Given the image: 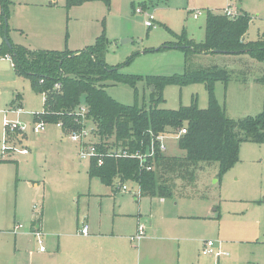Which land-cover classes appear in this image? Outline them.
Segmentation results:
<instances>
[{
  "label": "rangeland",
  "instance_id": "rangeland-1",
  "mask_svg": "<svg viewBox=\"0 0 264 264\" xmlns=\"http://www.w3.org/2000/svg\"><path fill=\"white\" fill-rule=\"evenodd\" d=\"M233 7L250 17L245 42L258 40L264 33V0H90L71 6H66V0H7L6 40L29 50L76 51L104 35L108 43L104 61L123 66L122 74L142 79L134 86L120 83L106 88L111 98L129 106L151 104L153 88L146 84V76L225 68L229 80L215 83L214 96L227 118L241 120L263 110L262 60L248 54H186L173 48L150 51L177 46L172 34L184 33L194 43L203 42L207 13L224 14ZM149 15L155 21L146 28ZM5 42L0 31V46H6ZM162 99L156 105L164 110L189 106L192 99L199 109L208 105L207 92L197 83L167 84ZM42 103V94L33 92L29 81L16 75L10 59L0 54V150L5 139L15 150L11 159L0 161V264H57V245L75 246L70 236L78 234L84 223L88 221L90 229L99 222L110 228L119 216L126 220L121 228L117 226L118 232L134 228L140 217L150 223L146 236L155 230L158 237L175 238L167 249L168 264H264V144L243 142L238 161L221 175L217 162L199 163L193 181L176 182L169 198L138 197L135 183H125L123 191L117 181L107 187L98 178H89L90 160L79 158L78 145L57 125L45 124L42 132L34 134V117L5 114L8 108L21 105L26 112L39 113ZM7 122L25 124V136L6 133ZM88 139L96 142L93 132ZM162 143L165 156L185 155L173 135L164 136ZM24 148L28 154L21 153ZM40 223L47 251L42 254L31 232V225ZM16 225L21 229L15 232ZM187 238L216 241L227 256L195 253L194 244L181 241ZM156 250L149 246L147 264ZM146 257V250L140 256L137 251L135 264H146Z\"/></svg>",
  "mask_w": 264,
  "mask_h": 264
},
{
  "label": "trees",
  "instance_id": "trees-1",
  "mask_svg": "<svg viewBox=\"0 0 264 264\" xmlns=\"http://www.w3.org/2000/svg\"><path fill=\"white\" fill-rule=\"evenodd\" d=\"M85 1L90 0H66V6ZM103 1L108 3V0ZM0 6V31L7 39V0H0ZM249 23L250 17L243 11L233 18L208 12L203 42L197 44L184 33L177 36L169 31L177 39V46L150 51L173 48L186 54H248L262 60L264 65V33L256 41L245 42ZM107 47L104 35L98 36L92 45L76 51L29 50L14 44L0 46V54L10 59L16 75L28 80L31 90L43 96L42 111L36 113L33 121L60 124L62 131L68 134L82 127L91 129L100 157L90 160L89 178H98L107 187L115 181L121 188L125 183H135L138 197L164 199L172 196L176 182L193 181V172L199 163L217 162L221 175L238 161L243 142L264 144V106L255 116L232 120L225 116L215 99V83L226 84L229 80V71L225 68L214 66L206 70H184L182 74L170 76H146V84L153 88V103L148 107L123 105L111 98L106 88L120 83L134 86L142 79L122 74L123 66L108 65L104 61ZM135 56L137 54L126 64ZM195 83L202 84L207 92V108H197L195 99L189 106L177 110L157 107L156 104L163 100L162 90L167 84L183 87ZM81 110H84V119L80 116ZM182 129L185 134L177 140L185 155L165 156L159 150L157 138L179 135ZM117 150L140 155L143 165L132 156L113 157L111 153ZM99 158L101 165L97 164Z\"/></svg>",
  "mask_w": 264,
  "mask_h": 264
},
{
  "label": "crops",
  "instance_id": "crops-1",
  "mask_svg": "<svg viewBox=\"0 0 264 264\" xmlns=\"http://www.w3.org/2000/svg\"><path fill=\"white\" fill-rule=\"evenodd\" d=\"M232 10L236 13H240L236 7H233ZM123 220H126L125 217L119 216V219L114 221L113 226L110 228L102 225L101 222H99L98 225H96L95 228L93 226L92 229H90L87 221L85 224H87L89 227V235L84 237L76 233V235L70 236L76 240L75 246L58 244L54 254L55 262L57 264H135L136 252L139 251L140 256L142 250H146L147 264L150 254L149 246L154 245L157 250L154 252V254L152 252L154 258H152L151 264H168L167 261L169 260V257L167 255V249L173 242L176 241L175 238H167L162 236L158 237V231L155 230H152L150 232L151 234L146 236V231L150 229V223L147 222V220L141 219L140 217H138L135 223L132 224L134 228L132 227L127 229L126 233L118 232L116 228L117 226L118 228H121ZM140 222L145 226V236L140 241V243L137 244L139 246H133L129 241V237L136 232L137 224ZM37 228L40 229L39 231L41 232V223L34 226L31 225V232L37 230ZM181 241L194 244L196 247L195 253L199 252L201 254L203 241L205 240H202L201 238H187L182 239ZM217 246L219 247L218 242ZM179 252L180 257L182 255L180 248ZM184 252L187 253V250ZM138 264H140V261Z\"/></svg>",
  "mask_w": 264,
  "mask_h": 264
},
{
  "label": "built area",
  "instance_id": "built-area-1",
  "mask_svg": "<svg viewBox=\"0 0 264 264\" xmlns=\"http://www.w3.org/2000/svg\"><path fill=\"white\" fill-rule=\"evenodd\" d=\"M200 13L198 12L196 15L193 16L194 19H197V16ZM224 14L228 17H235L236 12L233 11L230 8H227L224 11ZM155 21L154 17L152 15L148 16V19L144 22V26L146 28H151L153 26V22ZM8 112L14 113L16 115H22V114H29L32 117L36 116V113L33 114L31 112H26L23 110V108L21 106H17L14 109H7L5 111V114H7ZM83 113L84 110H81V118L84 119L83 117ZM58 127H60V124H57ZM45 128V123L43 121H34L31 131L34 134H39L40 132H42ZM26 126L25 124H21L19 122H14V123H6V133L10 132V133H19V134H25L26 132ZM91 133V129L90 128H85L82 127L79 131L77 132H72L69 133V138L72 142L76 143L79 147V158L82 160H91L93 158L96 157H100L99 153L97 152V149L95 147V142H91L89 141L88 137L89 134ZM185 134V129L180 130L179 135H173L176 139L179 138L180 135H184ZM164 136H160L157 138L158 142H159V150L160 152L164 153L165 147L162 143ZM15 150L14 148H12L11 146H7L6 145V139L4 140V145L2 146L1 150H0V161L2 160H6V159H11V156L14 154ZM22 154H28V149L24 148L21 151ZM111 155L113 157H126V156H132L136 159L139 160L140 164L143 165L142 160L143 158L138 155V154H134V155H128L125 152H120V151H113L111 153ZM152 155V153H151ZM97 164L101 165L102 164V160L101 158L97 159ZM147 170H150L149 167H147ZM122 190L125 191L126 187L125 185L122 186ZM21 229V226L16 225L14 227V231H19ZM32 234L35 237V243L37 245V252L42 254V253H46V249L43 245V240H42V233L40 231H36L34 230L32 232ZM78 234L80 236H88L89 235V227L87 224H83L80 229L78 230ZM145 236V226L142 223H138L137 224V228H136V232L129 237V241L130 243H139ZM31 254V253H30ZM201 254L203 256H215V257H221V256H227V253H224L222 251H220L219 247L217 246V242L213 241V240H205L203 241V247L201 249Z\"/></svg>",
  "mask_w": 264,
  "mask_h": 264
},
{
  "label": "water",
  "instance_id": "water-1",
  "mask_svg": "<svg viewBox=\"0 0 264 264\" xmlns=\"http://www.w3.org/2000/svg\"><path fill=\"white\" fill-rule=\"evenodd\" d=\"M5 43H6V45H8L9 46V43L7 42V40L5 39ZM125 41H122V43H124Z\"/></svg>",
  "mask_w": 264,
  "mask_h": 264
}]
</instances>
